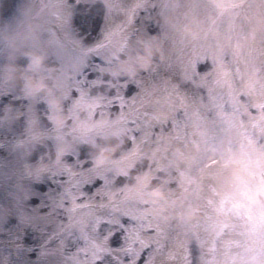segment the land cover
<instances>
[{
  "label": "rangeland",
  "instance_id": "1",
  "mask_svg": "<svg viewBox=\"0 0 264 264\" xmlns=\"http://www.w3.org/2000/svg\"><path fill=\"white\" fill-rule=\"evenodd\" d=\"M258 2L0 0V264H264Z\"/></svg>",
  "mask_w": 264,
  "mask_h": 264
},
{
  "label": "clouds",
  "instance_id": "2",
  "mask_svg": "<svg viewBox=\"0 0 264 264\" xmlns=\"http://www.w3.org/2000/svg\"><path fill=\"white\" fill-rule=\"evenodd\" d=\"M6 27H10L11 26V22H6V25H5ZM5 40H10V37H8V36H4L3 37Z\"/></svg>",
  "mask_w": 264,
  "mask_h": 264
}]
</instances>
